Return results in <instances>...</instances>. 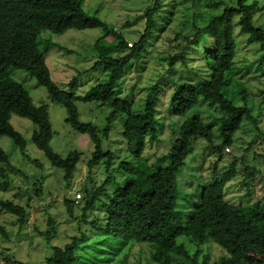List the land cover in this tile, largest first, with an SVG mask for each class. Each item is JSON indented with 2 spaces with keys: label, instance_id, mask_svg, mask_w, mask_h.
Segmentation results:
<instances>
[{
  "label": "rangeland",
  "instance_id": "rangeland-1",
  "mask_svg": "<svg viewBox=\"0 0 264 264\" xmlns=\"http://www.w3.org/2000/svg\"><path fill=\"white\" fill-rule=\"evenodd\" d=\"M258 2V7L263 6L254 11V19L264 26V0ZM150 6V0H83V7L88 14L96 15L109 28H116L126 41L132 43L138 40L145 27V8ZM210 7L207 0L161 1L159 13L164 18L158 17L139 58L131 60L124 68L116 86L120 96L131 103L133 112H140L145 97L152 93L159 134L156 139H148L139 158L134 159L128 153L122 137L125 115L117 114L108 139L102 142L103 149L114 153L109 171H106L104 161L89 168L87 161L94 149L93 142L87 134L71 128L65 121V108L49 98L45 86L39 84L27 71L9 68V75L23 84L35 105L46 104L53 131L51 148L62 157L77 150L80 159L72 176L64 179L63 171L51 165L43 151L31 141L34 129L31 120L11 115L10 122L21 133L26 146L22 151L11 138L0 135V146L10 162V166L0 163V200L8 199L23 205L27 215L26 221L20 225L14 214L0 206L1 260L10 258L24 264H47V259L54 253L53 246L62 247L75 236L78 239L85 237V241L77 240L75 264H158L150 258L152 249L149 242L123 243L110 240L106 235L97 233L94 225L100 226L104 222L102 209L107 200L106 194H112L132 179L127 171L115 166L121 160L136 165L134 183L131 182L133 199L143 198L151 191L153 174L165 163L162 157L170 149L179 124L191 115H199L204 124L212 123L214 138L212 144L199 137L191 139V152L176 176L177 220L182 224L188 218L198 199L200 186L210 179L215 165L218 170H223L231 161L236 164L238 174L224 189L228 202L244 204L246 201L261 199L264 195V186L259 178L264 175V73L261 72L264 67V51L239 23L240 16L234 18L236 53L231 66L232 76L224 86V91L236 104H246L251 109L255 123L244 118L240 128L232 135L231 145L219 147L218 120H215L222 113L216 105H207L208 101L199 96L198 103L184 115L172 112L171 97L175 85L182 82L201 84L211 72V65L202 58V54L196 60L203 42L195 36L203 27L212 9ZM221 7L222 3H219L212 10ZM102 35L101 27L69 28L60 33L43 30L40 33L38 47L44 54L51 79L62 90L70 91L75 96L82 95L93 84L107 77V72L101 67L90 69L99 56L124 54L125 51L115 49L110 36L105 37V46L94 45V41ZM181 51L195 60L188 59L184 64H179L182 59L177 57L173 66L168 68L169 58ZM74 77L77 79L76 84L70 90L69 82ZM154 86L157 87L155 91ZM75 105L79 120L92 123L97 128L105 125L111 111L109 105L94 101L76 100ZM245 165L255 166L257 174L246 179ZM107 177H110L108 181ZM102 184L105 185V193L95 200L93 207L84 211L85 187L92 186L95 189ZM248 192L250 195H246ZM76 193H80L81 198L75 202L73 196ZM65 199L73 201V215L67 213ZM49 225L52 226L51 240L47 243L42 233ZM177 242L184 244L189 254L195 252L196 246L188 238L179 237ZM200 248L198 263L204 260L205 264H213L226 254L224 249L211 240L203 243ZM173 259V264H191L184 258L174 256ZM261 263L264 264V259H261Z\"/></svg>",
  "mask_w": 264,
  "mask_h": 264
},
{
  "label": "trees",
  "instance_id": "trees-1",
  "mask_svg": "<svg viewBox=\"0 0 264 264\" xmlns=\"http://www.w3.org/2000/svg\"><path fill=\"white\" fill-rule=\"evenodd\" d=\"M152 6L145 8V27L138 40L128 46L121 32L116 28H109L96 15L88 14L83 7V0H0V135L8 136L22 151L26 141L21 133L10 122L12 114L31 120L34 129L31 141L43 151L51 165L63 171V178L69 179L80 159V152L70 151L65 157L55 152L50 146L53 136L49 113L46 104L35 105L23 84L9 75V68L22 69L32 74L36 81L45 86L49 98L63 106L67 117L65 121L72 129L87 134L93 142L94 149L87 165L104 161L106 171L112 166L114 153L102 147L104 139H108L112 122L117 114H124L122 137L126 142L128 153L138 159L144 150L148 139H156L159 132L156 126L155 99L152 93L144 99L140 112H133L132 105L116 91L119 78L124 68L131 60L139 58L144 44L156 26L162 0H150ZM210 8L222 3L219 10H209L203 27L196 32L197 39H201L200 55L211 65V72L207 80L201 84L182 82L172 90V112L184 115L198 103L202 96L207 105L218 107L221 111L217 130L220 143L217 145H231L233 133L240 128L245 118L255 123L252 111L246 104H236L224 91L231 74V66L235 56L234 18L240 16L239 23L248 30L260 49L264 51V26L255 22L254 11L258 8V0H207ZM101 27L103 35L94 41V45H106L105 37H111L117 51H125L116 56L101 55L90 69L101 67L107 72L104 81L93 84L82 95H73L70 91L62 90L50 76L43 52L39 49V35L43 30L60 33L69 28L83 29ZM193 42V41H190ZM195 42V41H194ZM49 45V43H48ZM68 50V49H66ZM179 57L184 64L188 58L184 51L169 58L168 68L173 66ZM201 58V59H202ZM230 72V74H229ZM264 73V67L261 69ZM76 77L70 80L69 88L73 90ZM157 87L154 86V91ZM154 93V92H153ZM243 93V91H240ZM76 100L97 102L111 107L106 117L105 125L97 128L89 122L79 120V113L75 105ZM212 123L204 124L199 115L185 118L178 128V133L172 140L170 149L163 155L165 163L152 177L151 191L143 198H136L133 192L134 173L136 165L121 160L117 166L132 175L131 181L123 187L106 194L103 203L104 222L100 226L94 225L99 234L106 235L110 240L126 242H149L151 245L150 258L158 264H173V257L184 258L191 264L198 263L197 256L200 246L208 240L218 244L225 250L213 264H262L264 259V195L261 199L251 202L233 204L225 199L224 189L227 183L237 174L234 161L223 170L213 167L210 179L200 186L198 199L184 223L177 220V180L176 176L183 166L186 157L191 152V139L203 138L209 144L213 142ZM160 128V127H159ZM0 163L10 166L7 154L0 146ZM258 172L255 166L244 167L246 179ZM110 177H107V180ZM264 186V175L259 177ZM248 181V180H245ZM106 184V183H105ZM84 211L93 207L99 196L105 193V185L97 188L85 187ZM109 195V196H108ZM246 195H250L248 192ZM0 206L7 212L14 214L17 222L22 225L26 221V208L11 200H0ZM66 211L73 215V201L65 199ZM49 228L42 233L50 243ZM188 238L195 246V252L189 254L185 245L178 243L179 237ZM84 240L75 236L62 247L53 246L54 253L47 259V264H75V251L78 242ZM1 260V259H0ZM3 264H24L22 261L10 258L2 259Z\"/></svg>",
  "mask_w": 264,
  "mask_h": 264
},
{
  "label": "built area",
  "instance_id": "built-area-1",
  "mask_svg": "<svg viewBox=\"0 0 264 264\" xmlns=\"http://www.w3.org/2000/svg\"><path fill=\"white\" fill-rule=\"evenodd\" d=\"M132 44H133L132 42H127L128 46H132ZM226 149L228 150V148H226ZM80 198H81V194L80 193H76L73 196V199H74L75 202L78 201V199H80ZM0 264H3L1 260H0Z\"/></svg>",
  "mask_w": 264,
  "mask_h": 264
}]
</instances>
